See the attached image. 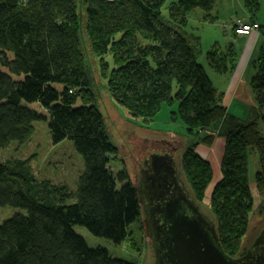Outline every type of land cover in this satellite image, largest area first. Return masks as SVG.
<instances>
[{
    "label": "trees",
    "instance_id": "16d2710c",
    "mask_svg": "<svg viewBox=\"0 0 264 264\" xmlns=\"http://www.w3.org/2000/svg\"><path fill=\"white\" fill-rule=\"evenodd\" d=\"M216 2L176 0L167 17L166 0H0V151L26 142L35 123L46 121L53 143L68 140L82 158L77 184L70 187L38 177L30 157L0 156V206L22 208L0 222V264H139L105 246H90L75 229L81 225L120 244L142 217L138 186L126 170L112 166L118 148L99 107L83 29L99 57L111 55L102 61L107 87L133 117L177 101L174 116L201 134L230 116L232 123L220 129L226 145L211 200L223 248L231 256L242 250L255 208L249 154L259 155L261 189L264 135L256 121L243 123L229 112L225 91L200 60V36L186 30L193 10L201 8L211 19ZM234 34L242 35L235 27ZM220 47L209 49L206 61L228 73L237 52L232 45ZM255 64L251 85L264 119V55ZM214 132L203 135L205 142H212ZM196 147H188L182 167L199 198L213 180V165Z\"/></svg>",
    "mask_w": 264,
    "mask_h": 264
},
{
    "label": "rangeland",
    "instance_id": "374dc122",
    "mask_svg": "<svg viewBox=\"0 0 264 264\" xmlns=\"http://www.w3.org/2000/svg\"><path fill=\"white\" fill-rule=\"evenodd\" d=\"M175 1L166 0L162 8L165 16H169V6ZM246 4L248 9H251V5ZM204 13L205 11L201 8L193 10L189 15L186 26V30L189 33L201 37L202 56L200 60L209 70L214 85L225 91L224 100L229 112L236 115L238 117L237 120L243 123L256 121L260 133L264 135V119L259 113L258 104L251 85L253 75H255L254 72L257 73L255 60H251L250 56L252 48L245 60L240 57L238 69H236L235 65L230 72L220 73L210 67L206 61L205 53L216 46L214 45L215 42L218 41L221 44H218V47L221 46L220 48L222 49L232 45L238 50L237 57L243 54L244 50L247 49V45L239 44L237 41L225 37L228 33L225 29L227 26L223 25L224 17L217 14L216 7L211 11L215 16L214 21H205L202 18V14ZM241 17L236 18L233 28L236 21L242 19ZM252 21L244 20L246 23ZM254 22L258 21L255 20ZM235 27L239 28L241 26L236 25ZM83 30L84 50L94 77V89L98 97L99 107L104 114L110 138L118 148L117 155L111 161L113 168L116 171L126 170L134 184L139 187L142 171L148 167L152 154L155 152L171 154L180 169L181 177L189 189L191 196L195 200L197 199L198 201H196L200 204L203 211L215 220L211 194L212 189H214V183L222 173V158L226 145L225 137L220 133V129L224 125L232 123L230 116L226 115L219 118L211 128L205 129L201 134L198 132L194 133L193 130L190 131L181 119L174 116L172 110H177V101L172 103L164 102V105L150 116L133 117L120 103L111 97L107 87V79L103 69L105 65L102 61L105 59L112 60L111 55L108 54L105 58L99 57L93 50L87 32L85 29ZM257 30L264 35L263 28L260 27ZM258 49L259 53H261L260 56L264 55V53L262 54L264 52L263 44ZM256 55L258 56L259 54ZM233 70L234 73L231 74ZM32 106L47 114L45 110H41L42 108L38 104ZM212 131H215L214 134H216L212 142H205L207 140L203 139V135L210 134ZM191 145L195 147L197 145L196 151L203 157L208 158L213 165V180L203 196L199 198H195L188 176H186L182 167L183 155H185V152ZM205 148L210 151V153L207 152L208 155L203 153ZM12 155H19L25 158L30 157L32 159L33 170L38 177L50 178L59 183L64 182L70 187L76 186L82 168V158L76 152L71 142L63 140L59 143H53L46 121H37L35 123V132L26 142L13 143L8 148L0 151L2 158ZM259 164L258 153H250L248 177L252 186L255 208L252 211L247 234L242 241V246H246V248H249L264 230V187L258 188L256 177V173L260 167ZM19 210H22V208L8 205L0 206V222ZM144 215V208L142 207V221L139 220L137 223H133L132 234L125 242L120 244L114 243L104 237L96 236L84 226L76 225L75 229L85 237L90 246L102 245L107 247L116 257L137 261L139 264H153L156 255H154L153 245L149 242L150 233L146 227ZM159 245H156L158 249L156 254L159 253Z\"/></svg>",
    "mask_w": 264,
    "mask_h": 264
},
{
    "label": "water",
    "instance_id": "95a60500",
    "mask_svg": "<svg viewBox=\"0 0 264 264\" xmlns=\"http://www.w3.org/2000/svg\"><path fill=\"white\" fill-rule=\"evenodd\" d=\"M150 161L138 191L156 255L153 264H264V230L249 248L231 256L215 221L191 196L174 157L155 152ZM155 244H160L158 254Z\"/></svg>",
    "mask_w": 264,
    "mask_h": 264
},
{
    "label": "crops",
    "instance_id": "0c3cea01",
    "mask_svg": "<svg viewBox=\"0 0 264 264\" xmlns=\"http://www.w3.org/2000/svg\"><path fill=\"white\" fill-rule=\"evenodd\" d=\"M258 4L259 5L257 8L248 9L247 4L244 2V0H217V3L215 5L217 14L224 17L223 25L227 26L225 29L227 30L228 33L225 35V37L228 39H233L237 41L239 44L247 45V49L244 50L241 56L237 57L238 60L236 59V69H238L239 67L238 61L240 60V57H242L245 60L248 57V54L252 48L250 54L251 60H256L258 56H260L261 54L259 53L258 47L262 46V44L264 46V35H262L260 31L255 30L248 35L237 36L234 34V28H233L236 18L241 16H242L241 18L246 21L256 20L260 22L261 25L264 27V0H258ZM202 18L205 21L206 20L214 21L215 16H213L211 19H206L204 14H202ZM218 44L221 45L218 41L214 43V45L216 46ZM235 50L238 55V50L236 48ZM255 54H259V55L255 56ZM205 58H206V53H205ZM233 73L234 70L232 71L231 74ZM207 152L210 153V151L207 148H205L203 150V153L208 155Z\"/></svg>",
    "mask_w": 264,
    "mask_h": 264
},
{
    "label": "built area",
    "instance_id": "2783aa9c",
    "mask_svg": "<svg viewBox=\"0 0 264 264\" xmlns=\"http://www.w3.org/2000/svg\"><path fill=\"white\" fill-rule=\"evenodd\" d=\"M236 25L241 26V27L239 28L235 27ZM235 26L234 27H235L236 33L247 35V34H250L252 31L259 29L260 24L259 22H254V21L246 23L244 22V20L239 19L236 21Z\"/></svg>",
    "mask_w": 264,
    "mask_h": 264
},
{
    "label": "flooded vegetation",
    "instance_id": "af4514ba",
    "mask_svg": "<svg viewBox=\"0 0 264 264\" xmlns=\"http://www.w3.org/2000/svg\"><path fill=\"white\" fill-rule=\"evenodd\" d=\"M157 153H158V152H157ZM149 162H150V161H149ZM149 162H148V164L150 165V164H151V162H150V163H149ZM149 165H148V166H149Z\"/></svg>",
    "mask_w": 264,
    "mask_h": 264
}]
</instances>
